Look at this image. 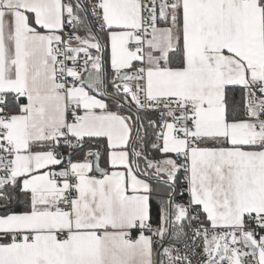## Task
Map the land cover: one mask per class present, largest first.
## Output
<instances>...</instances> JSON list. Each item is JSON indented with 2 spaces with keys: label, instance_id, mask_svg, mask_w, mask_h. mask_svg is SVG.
I'll use <instances>...</instances> for the list:
<instances>
[{
  "label": "snow or ice",
  "instance_id": "6c2138e0",
  "mask_svg": "<svg viewBox=\"0 0 264 264\" xmlns=\"http://www.w3.org/2000/svg\"><path fill=\"white\" fill-rule=\"evenodd\" d=\"M0 264H264V0H0Z\"/></svg>",
  "mask_w": 264,
  "mask_h": 264
},
{
  "label": "crops",
  "instance_id": "0c3cea01",
  "mask_svg": "<svg viewBox=\"0 0 264 264\" xmlns=\"http://www.w3.org/2000/svg\"><path fill=\"white\" fill-rule=\"evenodd\" d=\"M102 166H103V163H102Z\"/></svg>",
  "mask_w": 264,
  "mask_h": 264
},
{
  "label": "trees",
  "instance_id": "16d2710c",
  "mask_svg": "<svg viewBox=\"0 0 264 264\" xmlns=\"http://www.w3.org/2000/svg\"><path fill=\"white\" fill-rule=\"evenodd\" d=\"M186 198V197H185Z\"/></svg>",
  "mask_w": 264,
  "mask_h": 264
}]
</instances>
